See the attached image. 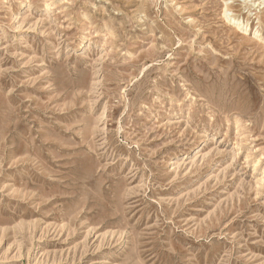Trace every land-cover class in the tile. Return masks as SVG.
I'll list each match as a JSON object with an SVG mask.
<instances>
[{
    "label": "rangeland",
    "instance_id": "obj_1",
    "mask_svg": "<svg viewBox=\"0 0 264 264\" xmlns=\"http://www.w3.org/2000/svg\"><path fill=\"white\" fill-rule=\"evenodd\" d=\"M0 264H264V0H0Z\"/></svg>",
    "mask_w": 264,
    "mask_h": 264
},
{
    "label": "bare ground",
    "instance_id": "obj_2",
    "mask_svg": "<svg viewBox=\"0 0 264 264\" xmlns=\"http://www.w3.org/2000/svg\"><path fill=\"white\" fill-rule=\"evenodd\" d=\"M226 5V4H225ZM224 9H225V7H224ZM224 13V14H223ZM222 14H223V17L224 18H226V20L227 19H229V20H231V21H233V23L236 25V28L238 29V30H240V31H242L243 33H248V32H252L253 31V29L249 26V25H245L243 22H241L240 20H238V19H236V18H234L233 16V14L231 15V14H229L230 12H229V8H227L226 7V9L224 10V12H223ZM234 18V19H233ZM236 29V30H237ZM260 34V30L259 29H257L255 32H254V34L253 35H259ZM246 35V34H245ZM258 37V36H257Z\"/></svg>",
    "mask_w": 264,
    "mask_h": 264
}]
</instances>
